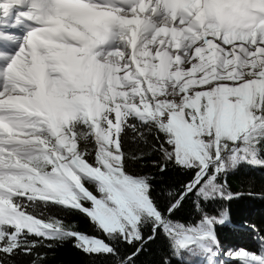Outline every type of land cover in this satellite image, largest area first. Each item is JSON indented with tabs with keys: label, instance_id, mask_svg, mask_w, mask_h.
Listing matches in <instances>:
<instances>
[{
	"label": "snow or ice",
	"instance_id": "6c2138e0",
	"mask_svg": "<svg viewBox=\"0 0 264 264\" xmlns=\"http://www.w3.org/2000/svg\"><path fill=\"white\" fill-rule=\"evenodd\" d=\"M145 166L183 179L158 196ZM243 167L264 169V0H0V264L161 240L159 264H264V236L216 232L257 195L231 190Z\"/></svg>",
	"mask_w": 264,
	"mask_h": 264
},
{
	"label": "trees",
	"instance_id": "16d2710c",
	"mask_svg": "<svg viewBox=\"0 0 264 264\" xmlns=\"http://www.w3.org/2000/svg\"><path fill=\"white\" fill-rule=\"evenodd\" d=\"M136 170L156 177L155 186L158 196L161 195V189L166 186L169 188L177 186L183 179L182 176L173 173L162 182L159 174L150 166L138 167ZM228 183L233 191L247 192L252 190L257 195L255 197L245 195L222 205L228 209L229 222L226 225L217 226L216 232L221 246L224 249L244 248L250 251H259L261 245L258 238L264 236V169L243 167L228 177ZM217 207L219 206L214 205L208 211L214 214ZM192 216L193 209L190 202L185 204L184 209L177 213V218L181 220H188ZM74 219L79 221L82 230L90 231L84 219L80 217ZM248 225H255L259 231L253 232ZM41 251H47V264H109L107 261H93L85 257L72 247L71 242L52 251L45 249H41ZM163 251L164 242L161 240L145 251L139 257L137 264H159ZM220 259L225 264H234L226 257ZM30 261L31 257L18 256L15 264H30ZM173 264H176L174 260Z\"/></svg>",
	"mask_w": 264,
	"mask_h": 264
}]
</instances>
